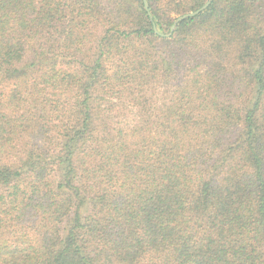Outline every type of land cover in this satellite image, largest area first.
<instances>
[{
	"label": "trees",
	"instance_id": "1",
	"mask_svg": "<svg viewBox=\"0 0 264 264\" xmlns=\"http://www.w3.org/2000/svg\"><path fill=\"white\" fill-rule=\"evenodd\" d=\"M0 0V264H264V0Z\"/></svg>",
	"mask_w": 264,
	"mask_h": 264
},
{
	"label": "water",
	"instance_id": "2",
	"mask_svg": "<svg viewBox=\"0 0 264 264\" xmlns=\"http://www.w3.org/2000/svg\"><path fill=\"white\" fill-rule=\"evenodd\" d=\"M212 0H207L201 7H199L198 9L192 11V12H189V13H186V14H183L181 16H178L174 22L172 23L171 27H170V32L167 36H170L171 33L174 31L176 25L181 22L182 20L184 19H187V18H190V17H194L196 16L197 14L201 13L202 11H204L206 8H208L211 4ZM143 4H144V9L146 10L147 14H148V17L151 19V14L150 12L148 11V6L146 4V0H143Z\"/></svg>",
	"mask_w": 264,
	"mask_h": 264
}]
</instances>
